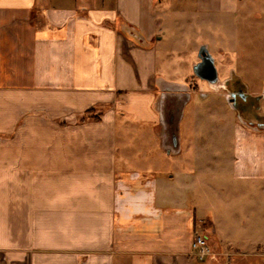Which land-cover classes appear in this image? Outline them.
<instances>
[{"label":"crops","instance_id":"obj_1","mask_svg":"<svg viewBox=\"0 0 264 264\" xmlns=\"http://www.w3.org/2000/svg\"><path fill=\"white\" fill-rule=\"evenodd\" d=\"M185 1L0 0V264H264V128L219 145L231 71H178L163 18L250 0Z\"/></svg>","mask_w":264,"mask_h":264},{"label":"rangeland","instance_id":"obj_2","mask_svg":"<svg viewBox=\"0 0 264 264\" xmlns=\"http://www.w3.org/2000/svg\"><path fill=\"white\" fill-rule=\"evenodd\" d=\"M185 2L187 6L193 0ZM249 4L247 13L227 16L218 14L212 18L204 14L196 16L195 23L191 22L196 24V33L189 28L191 17L188 14L179 17L173 15V10H169L168 15L163 17L169 29L165 44L172 49L178 47V50L171 54L170 63L178 66V71L186 67V70L191 72L201 47L207 46L215 59L220 80H223L221 72L224 73L222 68L225 67L230 71L240 72L251 92L264 94V0H250ZM178 21L181 22L180 30L177 28ZM216 99V136L219 145L231 153L235 138L231 123L240 120L222 98L217 96ZM261 106L264 112V99ZM205 112L201 111L204 117Z\"/></svg>","mask_w":264,"mask_h":264},{"label":"flooded vegetation","instance_id":"obj_3","mask_svg":"<svg viewBox=\"0 0 264 264\" xmlns=\"http://www.w3.org/2000/svg\"><path fill=\"white\" fill-rule=\"evenodd\" d=\"M203 47H207V46H203ZM199 53L200 51L198 52L196 65H198L201 62V59L199 58ZM209 53L211 54L210 50ZM236 77L237 76L235 71H231L229 73V79L225 84V86L227 85L228 87L234 81V85H235L233 89L228 90L227 101L229 102L230 107L233 109L234 114L239 118V120L243 122L246 126L253 128L255 130L263 129L264 114H262L261 104L264 99V94L261 93L258 95L252 94L250 89L248 87H244L243 85H241V83ZM231 93H234L236 95L235 98H232L230 96ZM231 100H234V103H231Z\"/></svg>","mask_w":264,"mask_h":264},{"label":"water","instance_id":"obj_4","mask_svg":"<svg viewBox=\"0 0 264 264\" xmlns=\"http://www.w3.org/2000/svg\"><path fill=\"white\" fill-rule=\"evenodd\" d=\"M199 58L201 62L194 66L195 75L212 85H217L219 83V74L215 64L213 56L209 53L207 47H202L199 53ZM230 96L235 98V94L231 93ZM234 103V100H231Z\"/></svg>","mask_w":264,"mask_h":264},{"label":"built area","instance_id":"obj_5","mask_svg":"<svg viewBox=\"0 0 264 264\" xmlns=\"http://www.w3.org/2000/svg\"><path fill=\"white\" fill-rule=\"evenodd\" d=\"M193 251L198 259L205 261L212 254L207 239L203 235H196L192 241Z\"/></svg>","mask_w":264,"mask_h":264}]
</instances>
